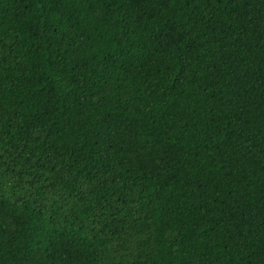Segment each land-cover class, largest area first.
Listing matches in <instances>:
<instances>
[{"label": "trees", "instance_id": "16d2710c", "mask_svg": "<svg viewBox=\"0 0 264 264\" xmlns=\"http://www.w3.org/2000/svg\"><path fill=\"white\" fill-rule=\"evenodd\" d=\"M0 264H264V0H0Z\"/></svg>", "mask_w": 264, "mask_h": 264}]
</instances>
